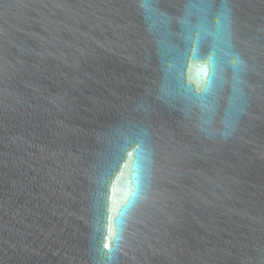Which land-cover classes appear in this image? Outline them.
<instances>
[{"label": "water", "instance_id": "95a60500", "mask_svg": "<svg viewBox=\"0 0 264 264\" xmlns=\"http://www.w3.org/2000/svg\"><path fill=\"white\" fill-rule=\"evenodd\" d=\"M207 4L0 0V264H264V0Z\"/></svg>", "mask_w": 264, "mask_h": 264}, {"label": "snow or ice", "instance_id": "6c2138e0", "mask_svg": "<svg viewBox=\"0 0 264 264\" xmlns=\"http://www.w3.org/2000/svg\"><path fill=\"white\" fill-rule=\"evenodd\" d=\"M144 6H151L150 4H147V3H145V5ZM201 6H207V7H211V6H213L212 5V0H208V4L207 5H201Z\"/></svg>", "mask_w": 264, "mask_h": 264}]
</instances>
